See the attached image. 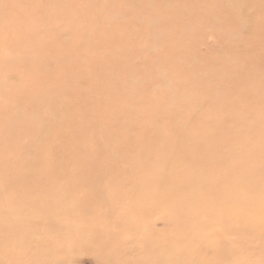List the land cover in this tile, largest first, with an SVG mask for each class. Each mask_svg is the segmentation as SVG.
I'll return each mask as SVG.
<instances>
[{
	"label": "rangeland",
	"instance_id": "rangeland-1",
	"mask_svg": "<svg viewBox=\"0 0 264 264\" xmlns=\"http://www.w3.org/2000/svg\"><path fill=\"white\" fill-rule=\"evenodd\" d=\"M0 27V169L35 148L34 117L67 131L40 158L71 154L45 187L58 199L16 214L1 192L21 179L0 173V264H264V0H0ZM183 132L220 143L216 169L187 191L156 179L169 160L140 146Z\"/></svg>",
	"mask_w": 264,
	"mask_h": 264
},
{
	"label": "bare ground",
	"instance_id": "bare-ground-1",
	"mask_svg": "<svg viewBox=\"0 0 264 264\" xmlns=\"http://www.w3.org/2000/svg\"><path fill=\"white\" fill-rule=\"evenodd\" d=\"M26 16L27 15L25 16L20 15L21 27L24 29H25V23L29 17L28 16L26 18ZM151 16L156 17L153 15ZM16 27H18V25ZM1 29L2 28L0 27V31ZM8 30L11 32V34L14 32V30H12V27H8ZM69 56L74 57V53H71ZM25 60L27 62L24 66L25 67L29 66V63H31L32 61L31 57L30 58L27 57ZM75 69H76V65L72 62V65L70 67V73H67V75L70 76L76 75L78 72L75 71ZM158 72L161 71L159 70ZM82 73L88 75L90 74L88 64L85 63V65H83L82 70L79 74ZM158 75H161V73H159ZM23 82L26 83L24 77L21 79L20 84H18L16 87H18V89H21L23 87ZM2 100H6L4 95H2ZM62 100L64 102V99ZM61 101L60 104L62 107H64ZM33 111L35 112L38 111V105H35L33 108L30 109V112ZM50 115L53 116V114ZM73 115H74L73 112L68 111L66 119L70 121V124H73ZM260 119L261 120L258 122L260 123L263 122V118L260 117ZM217 121L220 123H224L223 118L221 119L219 118ZM30 124L32 125L33 129L30 127ZM28 126L31 132L33 131V136H34L33 145L35 148L32 149V144L24 145L20 151V160H17L16 164L5 165L3 169H0V173H5V174H10V172H16L18 173L19 178L21 179V182L18 184L11 183L9 187V191L1 192L3 195L10 193L16 199V201H14L11 204V207L8 206L10 211L9 213L12 214L13 213L16 214L17 211L20 210L21 206L26 205L29 202H33V201L51 202L54 199L57 200L58 197H55V195L51 192H47L45 187L47 185L55 184L56 182L61 181V174L64 171H66L67 162L70 160V156H71V154L59 152L57 155L58 163L54 166H52L49 162L40 158L43 150L48 148L49 145L52 146L53 148H57L62 146V144L66 141L67 131L64 129H58L57 122L54 121L52 117L48 118V120L42 119L41 121L40 118L38 117L30 118ZM183 126L184 124L177 120H174L172 123H170V127L173 130L184 131L185 129H182ZM18 130L19 128L17 129V131ZM124 130L125 129H122L119 135L128 136L130 134V131H124ZM148 132L151 133L152 130L148 129ZM186 134L187 132L177 134L176 135L177 138L174 139L173 141H171L170 138L171 141L170 143L156 144L150 147L149 149H147L149 142L147 143L145 140L144 144L140 143V146L142 148L141 149L142 153H144L146 157L163 155L166 156L169 160L168 164H166L162 168L161 172L155 175V178L164 179L166 184H170L175 181L176 183H178L176 184V187L182 191H187L188 188L194 184H199L204 182L205 179L216 169L217 158L216 157L214 159L209 158L208 152L218 151V147L220 145L219 142L211 141L213 137L208 136L206 133H205L206 137L203 138L202 140L193 139L191 137L187 138ZM229 136L231 137L232 133ZM12 140H13L12 138L10 139V141L5 140L6 144L4 145L5 146V148H3L4 150L7 151L9 150L12 152L14 151ZM194 158L196 159V162L194 165H191L189 168L176 167V163H175L176 160L179 159L180 161H186L188 159L190 160ZM209 163H211L212 166L208 168L201 167ZM221 168L223 170V174H228L230 172L231 173L233 172L235 177H238L241 174L240 171L233 170L232 167L229 166L222 165ZM48 171L52 172L55 175L53 179H51L50 177L41 176L42 174H45ZM135 178L140 183L145 182L147 184V186L145 187L146 188L145 192L153 191L154 183H155L154 177L143 176V177H139V178L135 177ZM116 181L121 182L123 181V179L117 178ZM218 182L221 181H215L213 183H218ZM157 197L160 198L161 194L159 193ZM189 250H190L189 245H186L182 248L181 252L183 253V255H187L189 253Z\"/></svg>",
	"mask_w": 264,
	"mask_h": 264
}]
</instances>
